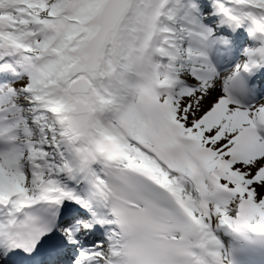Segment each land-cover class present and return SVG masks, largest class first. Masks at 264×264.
Here are the masks:
<instances>
[{
    "label": "snow or ice",
    "instance_id": "snow-or-ice-1",
    "mask_svg": "<svg viewBox=\"0 0 264 264\" xmlns=\"http://www.w3.org/2000/svg\"><path fill=\"white\" fill-rule=\"evenodd\" d=\"M0 264H264V0H0Z\"/></svg>",
    "mask_w": 264,
    "mask_h": 264
},
{
    "label": "bare ground",
    "instance_id": "bare-ground-1",
    "mask_svg": "<svg viewBox=\"0 0 264 264\" xmlns=\"http://www.w3.org/2000/svg\"><path fill=\"white\" fill-rule=\"evenodd\" d=\"M224 238H225V239H227V237H226V236H225Z\"/></svg>",
    "mask_w": 264,
    "mask_h": 264
},
{
    "label": "rangeland",
    "instance_id": "rangeland-1",
    "mask_svg": "<svg viewBox=\"0 0 264 264\" xmlns=\"http://www.w3.org/2000/svg\"><path fill=\"white\" fill-rule=\"evenodd\" d=\"M246 34V33H245Z\"/></svg>",
    "mask_w": 264,
    "mask_h": 264
}]
</instances>
